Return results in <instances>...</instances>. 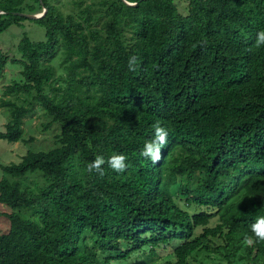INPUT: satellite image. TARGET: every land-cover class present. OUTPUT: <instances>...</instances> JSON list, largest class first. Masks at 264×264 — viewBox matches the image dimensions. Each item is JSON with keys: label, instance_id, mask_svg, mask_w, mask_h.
<instances>
[{"label": "trees", "instance_id": "trees-1", "mask_svg": "<svg viewBox=\"0 0 264 264\" xmlns=\"http://www.w3.org/2000/svg\"><path fill=\"white\" fill-rule=\"evenodd\" d=\"M126 1L74 0L64 14L51 0H0V34L44 28L21 37L19 58L0 50V76L21 65L1 85L0 139L23 140L35 104L45 129L59 127L52 148L0 164V264H126L140 251L152 264L167 245L161 264H264L250 230L264 215V0H187L186 14L174 0ZM157 123L168 144L153 164L140 152ZM114 153L123 173L87 172Z\"/></svg>", "mask_w": 264, "mask_h": 264}, {"label": "rangeland", "instance_id": "rangeland-1", "mask_svg": "<svg viewBox=\"0 0 264 264\" xmlns=\"http://www.w3.org/2000/svg\"><path fill=\"white\" fill-rule=\"evenodd\" d=\"M58 9L65 13L76 11L74 6V0H51ZM187 0H174L178 11L181 14H186ZM23 35L34 41L44 39V28L37 24L33 20L21 21L20 25H10L5 31L0 34V50L8 54L10 58H19L18 42ZM62 56L60 53L52 60V64L55 68L56 75H64V70L61 63ZM21 65L19 63H7L4 69L3 76H0V95L1 85L10 83L12 80H19V70ZM11 98L14 96H10ZM25 95H19V99L25 98ZM23 140L17 142H8L4 139H0V164H9L12 162H18L21 156L28 150L39 151L48 150L55 145V135L59 131L57 124L52 123L48 128H44L43 125L48 122V118L44 115L43 111L37 104L34 105V110L23 119ZM8 121V110L0 107V130L4 129V125ZM30 138H32L30 140ZM3 172L0 169V178ZM40 181L39 174L30 175V184L36 181ZM214 223V222H213ZM171 251L169 245L166 247H160L157 249V253L151 258L152 264H161L168 259V253ZM147 256V251H140L131 255L126 264H139L143 258ZM121 262L119 264H123Z\"/></svg>", "mask_w": 264, "mask_h": 264}, {"label": "clouds", "instance_id": "clouds-1", "mask_svg": "<svg viewBox=\"0 0 264 264\" xmlns=\"http://www.w3.org/2000/svg\"><path fill=\"white\" fill-rule=\"evenodd\" d=\"M256 47L264 46V30H259L255 38ZM137 57L132 56L128 61L130 71L136 70ZM168 144V132L159 123L154 125L153 138L146 139L140 156L150 160L153 164L158 163L162 158V149ZM127 156L122 153H114L107 160L103 155L97 154L95 158L87 164L86 170L88 173H97L100 176L104 175V165L107 164L114 172L123 173L128 164ZM251 232L257 241H264V215L258 216L251 224ZM247 243L251 245L252 239H248Z\"/></svg>", "mask_w": 264, "mask_h": 264}, {"label": "water", "instance_id": "water-1", "mask_svg": "<svg viewBox=\"0 0 264 264\" xmlns=\"http://www.w3.org/2000/svg\"><path fill=\"white\" fill-rule=\"evenodd\" d=\"M124 2H126L129 5H135L134 2H128L126 0H124ZM45 11H46V8L43 7L42 11L41 12H38V13H22V12H16V13L19 14V15H24V16H26L28 18H39V17H41L45 13ZM2 12L3 11L0 10V13H2Z\"/></svg>", "mask_w": 264, "mask_h": 264}]
</instances>
